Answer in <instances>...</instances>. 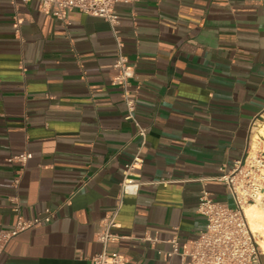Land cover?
I'll return each instance as SVG.
<instances>
[{"label":"crops","instance_id":"0c3cea01","mask_svg":"<svg viewBox=\"0 0 264 264\" xmlns=\"http://www.w3.org/2000/svg\"><path fill=\"white\" fill-rule=\"evenodd\" d=\"M116 12L144 144L112 80L109 22L72 10L64 25L36 1L0 0V229L16 220L14 199L24 217L55 213L14 236L0 264H90L138 153L143 184L125 196L107 248L126 264H190L180 253L205 228L202 179L231 201L220 168L264 151V0H138ZM23 151L32 156L18 175L8 159ZM173 238L178 252L165 258Z\"/></svg>","mask_w":264,"mask_h":264},{"label":"built area","instance_id":"2783aa9c","mask_svg":"<svg viewBox=\"0 0 264 264\" xmlns=\"http://www.w3.org/2000/svg\"><path fill=\"white\" fill-rule=\"evenodd\" d=\"M30 1H36L41 12L55 16L64 25L69 22L68 15L72 10L102 17L109 22L118 47L113 64L116 74L112 80L114 84L122 87L127 109L125 118L133 122L136 135L142 138V144H144L146 128L137 120L135 115L137 102L130 96V79L134 74V66L128 63V58L123 53V43L116 28L119 24L116 5L121 2L135 3L138 0H11L14 5L17 2ZM20 23L21 19L16 16L14 19L16 32H19ZM31 156L29 151H23L8 160L20 163L21 167L18 170L20 175ZM141 162L142 159L138 153L125 163L115 205L103 219L102 230L97 236L102 244V250L91 257L90 264L127 263L126 256L109 251L107 245L119 237L115 229L125 196L136 195L143 184V181L135 174ZM222 166L220 174L215 178L227 186L231 201L215 200L212 193L205 187L206 180L202 179L203 187L198 197L197 212L205 218V228L188 247H183L180 253L182 257L189 258L190 264H252L258 262L263 254L258 236L249 225L245 207L249 204L257 205L264 213V151H247L242 158L235 160L229 169H225V165ZM18 182L19 176L14 179V184L17 186ZM158 182L154 181L153 184ZM13 210L16 213V220L12 228L0 229V255L14 236L29 228L50 222L55 215L53 210L46 208L38 216L24 217L17 199H14ZM169 242L172 243L173 250L164 252L165 258L178 252V240L173 238Z\"/></svg>","mask_w":264,"mask_h":264},{"label":"bare ground","instance_id":"6f19581e","mask_svg":"<svg viewBox=\"0 0 264 264\" xmlns=\"http://www.w3.org/2000/svg\"><path fill=\"white\" fill-rule=\"evenodd\" d=\"M261 133L264 135V128H262ZM260 133V132H259ZM245 212L249 221V225L252 231L258 236V241L264 252V213L257 206L249 204L245 207Z\"/></svg>","mask_w":264,"mask_h":264},{"label":"rangeland","instance_id":"374dc122","mask_svg":"<svg viewBox=\"0 0 264 264\" xmlns=\"http://www.w3.org/2000/svg\"><path fill=\"white\" fill-rule=\"evenodd\" d=\"M264 253V252H263Z\"/></svg>","mask_w":264,"mask_h":264}]
</instances>
